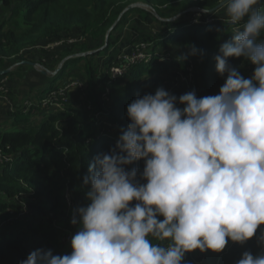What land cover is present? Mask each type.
I'll return each instance as SVG.
<instances>
[{
    "label": "trees",
    "instance_id": "16d2710c",
    "mask_svg": "<svg viewBox=\"0 0 264 264\" xmlns=\"http://www.w3.org/2000/svg\"><path fill=\"white\" fill-rule=\"evenodd\" d=\"M221 1L0 0L3 5L0 56L5 58L0 60V67L5 69L19 63L16 68H22V62L31 56L37 61L46 57L44 65L50 70L51 61L55 67L62 62L57 73L48 76L60 80L59 83L73 79L85 81L84 99L91 105L89 108L69 105L65 112L51 113L36 131L0 130V264H18L38 248L51 250L53 255L71 253V245H65L62 238L71 230L73 235L79 230L78 225L71 223L73 210L89 203L86 191L90 185L83 184L89 164L98 153L109 152L117 132L119 137L121 129L127 128L130 120L126 109L134 99L155 94L158 88L177 97L193 91L184 82L178 83L179 75L187 74L190 62L194 63L196 82L201 87L199 96L219 94L227 73L223 77L219 75L214 57L220 45L232 38L229 29L233 25L228 20L226 6L214 9ZM135 2L151 5L157 15L138 6L124 12ZM263 6L264 0H259L255 7L264 10ZM194 8L203 9V14L198 15ZM183 15L184 19H180ZM197 16L198 22H194ZM75 36H84L86 41L64 45L53 53L41 50L20 54L26 47ZM138 37L153 43V53L162 47L161 53L172 55L163 62L154 55L148 63H132L126 73L111 79L107 70L117 61L118 54L139 41ZM192 45L202 49L203 55L199 52L187 55ZM56 54L58 58L54 57ZM227 60L244 78L252 76L255 65L244 57ZM27 63L24 64L30 65ZM11 71L0 77L11 75L14 80ZM107 86L109 100L105 101L103 92ZM184 106L177 103V107ZM36 107L33 105L24 112L25 106H15L16 111L7 109L6 116L16 119L18 114L31 115ZM107 130L114 136H106ZM1 156L12 159L2 162ZM139 164L144 169L143 159ZM140 183L146 181L140 180ZM67 191L73 196L72 207L66 199ZM262 229L264 225L243 245L232 241L220 252L210 249L186 252L182 264H191V256L199 254L208 258L206 264H236L244 251L256 256L264 251V245L257 239Z\"/></svg>",
    "mask_w": 264,
    "mask_h": 264
},
{
    "label": "clouds",
    "instance_id": "9594fccd",
    "mask_svg": "<svg viewBox=\"0 0 264 264\" xmlns=\"http://www.w3.org/2000/svg\"><path fill=\"white\" fill-rule=\"evenodd\" d=\"M223 3L239 26L214 57L219 75L227 73L219 94L177 97L158 88L134 99L115 146L89 164V203L73 210L71 253L38 248L18 264H182L186 252L243 245L264 225V10L259 0ZM198 52L192 45L187 55ZM228 57L250 61L252 76ZM140 159L146 183L125 168ZM257 239L264 245V229ZM236 264H264V251H244Z\"/></svg>",
    "mask_w": 264,
    "mask_h": 264
},
{
    "label": "built area",
    "instance_id": "2783aa9c",
    "mask_svg": "<svg viewBox=\"0 0 264 264\" xmlns=\"http://www.w3.org/2000/svg\"><path fill=\"white\" fill-rule=\"evenodd\" d=\"M229 19V18H228ZM197 21V19H194ZM234 29L238 27L239 25H234ZM262 37H264V33H262ZM86 41V37L84 36H75V37H69V38H62L53 42L48 43L47 45L38 44L37 46H30L22 49L20 51V54H27L30 51H33L34 53L36 51L46 50L49 53H53L55 49L61 48L64 45H73L77 43H82ZM136 41L135 44L125 48L120 54L117 56V61L114 63V65L111 66L110 70H107V72L110 74L111 79H115L124 73H126L128 67L133 63H139L144 62L148 63L152 57L155 55L158 57L159 61H163L166 59H169V57H163L166 56L167 53H161L155 51L153 53L152 49V42L145 41L141 42ZM147 42V43H146ZM86 53V52H85ZM28 55V54H27ZM81 55V54H80ZM29 57V56H28ZM32 57V56H31ZM30 57V59H32ZM55 58H58L59 56L56 54L54 55ZM5 59L3 56H0V60ZM6 61V60H5ZM40 62V63H39ZM47 62V58H42V61H38V70L47 72L50 69L47 68L44 63ZM16 65H12V70L14 69ZM62 66V62L58 65L57 69H60ZM248 69L251 68V64L247 67ZM51 71V70H50ZM49 74H54V71H51ZM10 78L9 75H6L4 77H0V111H4L6 114V110L9 109V112L14 113L15 106H25L24 112H27L29 108H31L33 105L37 106L34 111L37 112H45L47 114L50 113H56V112H64L68 108V106H74L75 105V99H84V90H85V81L81 79H73L70 81H65L63 83H59L55 88L47 90L44 94L38 96V97H31L30 99H25L23 104L17 105L16 102L11 97L12 90L9 84ZM184 82L188 88L191 90H195V94L198 98H200L199 94L201 93V87L196 82V76L194 75V63L190 62V64L187 66V74H180L178 77V83ZM109 89L110 87L107 86L104 89L103 92V99L105 101L109 100ZM171 94V92H169ZM76 107V106H74ZM91 107V105L88 104V108ZM98 116L99 113H96ZM110 122V121H109ZM111 123V122H110ZM110 123H107L110 125ZM119 132V131H118ZM117 132V136H118ZM106 136H114L113 132L110 130H107L104 132ZM119 137L114 138V145ZM89 141V140H88ZM12 159L11 156L3 157L1 156V161H10ZM126 170H131L132 168H136L138 172L137 179L140 181L142 180L140 178V174L143 172V168L139 164V160L134 161L133 164L125 166ZM66 199L68 202L69 207H72L74 205L73 196L69 191L66 193ZM25 209L23 211L26 212ZM73 236V232L70 231L64 239L66 240V244L71 245V239ZM191 264H206V259H208L205 255H193L191 256Z\"/></svg>",
    "mask_w": 264,
    "mask_h": 264
},
{
    "label": "crops",
    "instance_id": "0c3cea01",
    "mask_svg": "<svg viewBox=\"0 0 264 264\" xmlns=\"http://www.w3.org/2000/svg\"><path fill=\"white\" fill-rule=\"evenodd\" d=\"M128 7V6H127ZM28 62V63H27ZM32 62V63H31ZM23 67L22 68H15L14 71H11V68L5 67V69H9V72L11 71L13 75L16 77L14 80L11 78V90L12 95L11 97L16 102L17 105H20L24 98H28V94L32 96H40L45 90H49L50 84L46 86H42L40 83L44 81V76H48V74L42 73L38 70V61L36 59H29L28 61H23ZM24 63L30 64L26 65ZM54 61H51L50 66L51 69L54 71V74L57 73V67L54 65ZM83 64V63H82ZM81 64V65H82ZM15 65H19V63H16ZM16 67V66H15ZM5 70L3 67H0V71ZM52 78V77H51ZM26 84V85H23ZM29 86V89L28 87ZM34 91V93H32ZM35 114L31 115V120L38 119V117H43L45 119L46 115H44L45 112H34ZM30 124H32V121H30ZM20 123L15 122V119L7 118L4 111H0V130H6V129H13V127L16 126V128H19ZM26 125V124H24ZM28 125V124H27Z\"/></svg>",
    "mask_w": 264,
    "mask_h": 264
},
{
    "label": "rangeland",
    "instance_id": "374dc122",
    "mask_svg": "<svg viewBox=\"0 0 264 264\" xmlns=\"http://www.w3.org/2000/svg\"><path fill=\"white\" fill-rule=\"evenodd\" d=\"M139 3V4H138ZM133 4H136V5H138V7H142V8H145V9H147V10H149L150 9V7L148 6V5H146V4H144V3H141V2H135V3H133ZM2 4L0 3V20L1 19H3V8H2ZM152 7V6H151ZM153 8V7H152ZM263 9H264V6L262 7ZM191 9V8H190ZM189 9V10H190ZM155 13H156V11H155ZM179 18L180 19H184V15L183 16H179ZM139 21V20H138ZM136 22H137V18H136ZM137 24H141L140 22H138ZM12 25H17V24H14V23H12ZM126 25V24H125ZM124 25V26H125ZM22 26H24V24L22 25ZM17 28L19 29V27L17 26ZM234 27H233V25H231V27H230V29H229V32L230 33H233V31H234V29H233ZM141 31H144L145 33H146V31L145 30H143V29H141ZM139 39V41L141 40V37H138ZM141 42H145V41H141ZM147 43V42H146ZM164 50V48H162V47H157V52H160V54H161V52ZM168 51H172L171 49H169ZM173 51L175 52V50H174V48H173ZM172 55V53L171 52H167V54H166V56H163V57H169V56H171ZM163 61H165V60H163ZM163 61H159V62H163ZM39 66V64L36 66V67H38ZM16 67H18V65H16ZM16 67H14V69H13V71L15 70V68ZM52 71V70H51ZM50 70L49 71H47V72H43V71H41L42 73H45V74H48L49 75V73L51 72ZM15 77V76H14ZM16 78V77H15ZM60 82V80H58L57 81V79L56 80H53L52 78H50V77H47V76H44V81H42L40 84L42 85V86H46V85H49L50 84V86L51 85H57L58 83ZM23 85H26V84H23ZM28 87V89H29V86H27ZM47 90H45L44 91V93L46 92ZM32 93H34V91L32 92ZM43 93V94H44ZM35 94V93H34ZM28 97H35V96H32V95H29L28 94ZM74 106H76V107H78V108H80V107H84V108H88V102L85 100V99H75V105ZM177 106V105H176ZM32 114H35V113H32ZM31 114V115H32ZM31 115H26V114H18L17 115V117H16V119H15V122H17V123H22L20 126H18L20 129H22V128H26V129H30V130H32V131H36L37 129H38V127H39V125H40V123L44 120V118L43 117H38L39 118V120L38 119H33V120H31ZM30 121H32V124H30ZM24 124H26V125H24ZM28 124V125H27ZM19 128H13V129H19ZM19 129V130H20ZM11 130V129H10ZM62 241H63V243L66 245V240L64 239V237L62 238ZM232 241L231 240H229L228 241V243H227V245H226V247H228L229 245H230V243H231ZM67 245H70L69 243L67 244Z\"/></svg>",
    "mask_w": 264,
    "mask_h": 264
},
{
    "label": "water",
    "instance_id": "95a60500",
    "mask_svg": "<svg viewBox=\"0 0 264 264\" xmlns=\"http://www.w3.org/2000/svg\"><path fill=\"white\" fill-rule=\"evenodd\" d=\"M139 4V3H138ZM225 4L223 3V1L222 2H220L219 4H218V6H216L214 9H220V8H222L223 6H224ZM134 6H138V5H136V4H130L128 7H126L125 8V10H124V12L126 11V10H128L129 8H131V7H134ZM150 8H152V7H150ZM153 9V8H152ZM154 10V9H153ZM154 12H155V10H154ZM155 15H157V13H155ZM120 17H121V15H120ZM120 17H119V19H120ZM118 19V20H119ZM112 29V27L110 28V30ZM110 30H109V32H110ZM109 32L107 33V36H106V42H105V45H107V43H108V36H109ZM32 63V62H31ZM57 70H59V69H57ZM9 72V69H5V70H1L0 71V75L1 74H5V73H8Z\"/></svg>",
    "mask_w": 264,
    "mask_h": 264
}]
</instances>
